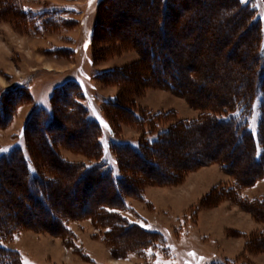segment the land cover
<instances>
[{
	"label": "rangeland",
	"instance_id": "obj_1",
	"mask_svg": "<svg viewBox=\"0 0 264 264\" xmlns=\"http://www.w3.org/2000/svg\"><path fill=\"white\" fill-rule=\"evenodd\" d=\"M261 42L264 0H0V158L16 156L0 165L10 258L264 264ZM232 111L258 164L214 124ZM127 143H142L147 161ZM21 155L55 182L40 198L62 222L27 208Z\"/></svg>",
	"mask_w": 264,
	"mask_h": 264
},
{
	"label": "trees",
	"instance_id": "obj_2",
	"mask_svg": "<svg viewBox=\"0 0 264 264\" xmlns=\"http://www.w3.org/2000/svg\"><path fill=\"white\" fill-rule=\"evenodd\" d=\"M260 49H259V51H258V56H259V59H260V63H259V65H258V68H257V75H260L258 78H257V82H256V85H255V87H254V93H253V95H255L256 94V97H257V95L258 94H261L262 95V99H263V103H262V106H264V44L261 42V44H260V47H259ZM145 50H146V48H145ZM154 52V50H152L151 51V54ZM165 59V58H164ZM168 60V59H167ZM169 60H171V61H168L169 62V65L170 66H172L173 65V63L174 62H172V60L173 59H169ZM180 78V77H179ZM182 79V78H181ZM180 79V80H181ZM68 85H70V83H65L64 85H62L61 87L59 86V90H61V89H65ZM76 85H77V87H78V89H82V86H81V84L79 83V82H77L76 83ZM247 93H245V97L247 98V99H249L250 101H251V95H252V93H251V95H246ZM253 104V103H252ZM227 108H225V109H223L222 110V112L224 113L225 111L227 112V110H226ZM124 110H128V111H130V112H133L132 111V109H130V108H127L126 107V109H124ZM263 112H264V107H263V110H262ZM228 113H229V111H228ZM231 113H233V111L232 112H230V114H228V115H226V116H218V117H214L216 120L214 121V124L216 123L218 126L219 125H223L222 127H227V128H229V130L231 131V133L233 134V136H234V138L236 139L235 140V145L236 146H238V147H241V148H243L244 149V147L245 146H248L250 149H248V150H253V151H251V153H250V155L252 156V157H254V161L253 162H255V163H259L260 162V159L256 156V154H255V156H254V154L252 155V152H255L256 151V147H257V145H256V142L254 141V138L252 137V135H250L249 137H247L246 135H245V133L243 132V130H244V127H243V125H240V124H238V123H236L235 121H236V118L235 117H231L230 119H229V116L230 115H232ZM263 117H264V115H263ZM263 117H261L262 119V124L264 123V119H263ZM53 119V118H52ZM52 119L50 120V121H52ZM86 120H87V123H89V124H92L93 125V128L95 129V130H97L98 129V131H99V129H100V125H99V123L97 122V121H95V122H92L91 120H89V119H87L86 118ZM49 121V122H50ZM53 121H54V119H53ZM238 122V121H237ZM51 123V122H50ZM245 131V130H244ZM231 134V135H232ZM247 138H246V137ZM160 141V139L158 140V142ZM264 141V140H263ZM98 145H100V146H102V143L101 142H99V140L96 142ZM116 143H115V145H114V148H116ZM127 146H129V148H131V150H133L134 151V154L135 155H137V156H141V158L142 159H144L145 161H147L146 159H148L146 156H145V154L143 153V152H141V150H139L140 148H141V145H142V143H140V145H137V146H131V144H126ZM140 146V147H139ZM142 147H144V146H142ZM264 155V154H263ZM23 156L21 155V157L19 158V160L25 165V168L27 169L26 171L28 172L27 173V177H28V183H27V191H28V193H27V198H29L30 200H32V204L30 205H26L27 206V208L28 209H31L32 207H37L39 204H41L44 208H45V210L46 211H49V213L48 214H50V216H48L49 217V221L51 222V223H56L58 220L60 221V222H62L63 221V218H62V216H60V215H58V213L56 212V211H53L52 209H50V207H49V204H48V202H47V200L46 201H44V199H42V198H40L42 195H44L43 197L45 198L46 197V195H45V193H44V189H42V188H40V186L42 185V186H44V187H46V188H51V187H54V183H53V181L52 180H45V179H43L42 178V176L40 175V173L38 172V170L36 171V172H32L31 170H30V166L29 165H27V164H25V162H24V160L23 159H21ZM14 158H16V156H15V154H14V152L13 153H10L8 156H3V157H1L0 158V165L4 162V163H7V164H5V165H8V166H10L9 164H11V163H8V161H10L11 162V160L12 159H14ZM218 158H220V157H216V156H210V157H208V158H205V161L206 162H212V161H214V160H216V159H218ZM222 161H225V159L224 158H220ZM219 159V160H220ZM203 161V159H199L198 161H196V163L198 164V163H201ZM227 161H225L224 162V164L226 163ZM150 164V163H149ZM150 165H152L151 167L153 168V169H155V168H160V165L159 164H157V163H154V162H151V164ZM11 166H13V165H11ZM0 168H1V166H0ZM10 169L12 168V167H9ZM96 172V171H95ZM2 174H3V172L0 170V189H1V186H2V180H3V176H2ZM88 173H86L85 174V176L87 175ZM95 173H93L92 172V174L91 175H94ZM99 174V173H98ZM101 174V173H100ZM262 174H264V172L262 173ZM90 175V174H89ZM89 175H87L86 177H83V178H85V179H83V180H87V179H89V178H91V175L89 176ZM94 176H96V175H94ZM97 176H99V175H97ZM96 176V177H97ZM102 176H107V174H104L103 172H102V175H100L99 177H101L102 178ZM108 177V179H110L111 180V183H112V186L114 187V189H115V191L117 192H120L119 191V189L121 190V186H125V178H124V176L122 175L121 177H115L114 175L113 176H107ZM106 177V178H107ZM82 179H80V181H82L83 182V180ZM121 183V184H120ZM45 184H47V185H45ZM48 194V193H47ZM64 227V226H63ZM65 228H63V231H65L64 230ZM5 252H9V253H6V255H7V257H9L8 259H9V261H10V263L9 262H5L4 260H3V258H2V256H4L5 255ZM12 252H14V251H9V250H7L4 246H2L1 244H0V264H18V262H17V258L15 257L14 259H11L10 257H12L13 255H11L12 254ZM5 255V256H6ZM15 255H17V254H15Z\"/></svg>",
	"mask_w": 264,
	"mask_h": 264
},
{
	"label": "crops",
	"instance_id": "obj_3",
	"mask_svg": "<svg viewBox=\"0 0 264 264\" xmlns=\"http://www.w3.org/2000/svg\"><path fill=\"white\" fill-rule=\"evenodd\" d=\"M79 83H80V84L82 83V85H83V82H82V81H80ZM83 87H84V86H83Z\"/></svg>",
	"mask_w": 264,
	"mask_h": 264
}]
</instances>
